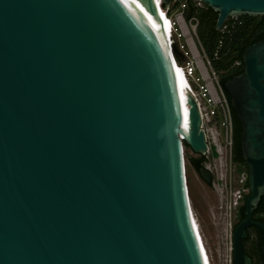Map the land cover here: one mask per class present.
<instances>
[{
    "label": "water",
    "instance_id": "obj_1",
    "mask_svg": "<svg viewBox=\"0 0 264 264\" xmlns=\"http://www.w3.org/2000/svg\"><path fill=\"white\" fill-rule=\"evenodd\" d=\"M201 1L216 31L264 18V0ZM128 2L0 0V264H206L183 150L204 158L201 117L154 1ZM242 64L223 88L250 190L233 260L252 264L242 241L251 225L264 234L251 222L264 199V40Z\"/></svg>",
    "mask_w": 264,
    "mask_h": 264
},
{
    "label": "built area",
    "instance_id": "obj_2",
    "mask_svg": "<svg viewBox=\"0 0 264 264\" xmlns=\"http://www.w3.org/2000/svg\"><path fill=\"white\" fill-rule=\"evenodd\" d=\"M163 11L164 33L162 40L174 68L183 79V88L195 100L201 117V130L204 133L207 150L204 158L184 146L188 154L186 159H203V167L213 176L211 189L217 196L216 227L218 234L208 247L204 238L199 241L200 249L208 264H234L233 231L235 219L249 195L248 172L242 164L234 161V121L233 111L222 81L236 70L243 67L242 61L236 60L229 67L216 70L215 61L221 59L223 44L232 39L233 33L241 26L240 16L227 17L217 31L219 38L212 57H209L197 35L198 20L195 16L185 18L188 6L204 8L201 0H174L168 9L163 8L162 0H153ZM163 22V23H162ZM175 46L183 57L179 60L172 51ZM181 101V98H180ZM183 138H181V141ZM195 223V221H194ZM197 233V229H196ZM197 236L198 233H197Z\"/></svg>",
    "mask_w": 264,
    "mask_h": 264
},
{
    "label": "trees",
    "instance_id": "obj_3",
    "mask_svg": "<svg viewBox=\"0 0 264 264\" xmlns=\"http://www.w3.org/2000/svg\"><path fill=\"white\" fill-rule=\"evenodd\" d=\"M185 18L188 19L195 16L198 20L197 35L199 41L204 48V51L209 57H212L217 47V41L219 38L218 32L215 30L217 14L213 12L209 7L204 5L202 9H195L193 6H188L185 10ZM241 26L233 33L232 39L223 44L220 54L221 59L215 61L213 66L216 70H222L229 67L234 61H242V55L244 51L252 44L264 40V18L262 17H240ZM243 68V67H242ZM242 68L236 70L234 73L223 79V83L226 79L232 78L242 72ZM229 99V98H228ZM234 121V161L244 165V161L240 151V124L236 118V114L233 111ZM189 164L193 169L198 172L203 167V159H188ZM261 210V207L259 208ZM244 207L240 209L242 213Z\"/></svg>",
    "mask_w": 264,
    "mask_h": 264
},
{
    "label": "rangeland",
    "instance_id": "obj_4",
    "mask_svg": "<svg viewBox=\"0 0 264 264\" xmlns=\"http://www.w3.org/2000/svg\"><path fill=\"white\" fill-rule=\"evenodd\" d=\"M187 155L185 151L186 180L192 213L201 237L204 238L208 247H211L219 230L215 224L217 196L199 179L186 159Z\"/></svg>",
    "mask_w": 264,
    "mask_h": 264
},
{
    "label": "flooded vegetation",
    "instance_id": "obj_5",
    "mask_svg": "<svg viewBox=\"0 0 264 264\" xmlns=\"http://www.w3.org/2000/svg\"><path fill=\"white\" fill-rule=\"evenodd\" d=\"M241 167L243 168V170L245 171L247 170L245 164L244 165L242 164ZM197 176L204 183V181L200 178L198 173H197ZM210 177H211V183L209 186L207 185L208 187H211V184L213 181V176L211 174H210ZM248 196L245 197V200ZM245 200H244V204H245ZM244 204L242 207H244ZM260 207H261V210L259 209ZM244 212H245V209L243 210L242 213L239 210L238 215L235 219L234 228L240 221L245 219ZM251 222L259 223V224H262L264 222V199L263 198L260 199L256 209L251 213ZM245 232H246V238L242 241L245 254L250 258L252 264H264L263 257L260 253V247L263 245L264 234L254 225H251L248 228H246Z\"/></svg>",
    "mask_w": 264,
    "mask_h": 264
},
{
    "label": "bare ground",
    "instance_id": "obj_6",
    "mask_svg": "<svg viewBox=\"0 0 264 264\" xmlns=\"http://www.w3.org/2000/svg\"><path fill=\"white\" fill-rule=\"evenodd\" d=\"M125 2H126V4L132 9V10H134L133 8H132V6L130 5V3L128 2V0H124ZM157 8V11H158V14H159V16H160V19H161V21H163V11H160L159 9H158V7H156ZM163 23V22H162ZM159 26H160V30H163V33H164V26H163V28H162V26H161V24L159 23ZM164 35H165V33H164ZM170 61H171V64H172V68H173V71H174V76H177L178 78H179V82H180V86H182L183 87V79L181 78V75H180V73L174 68V64H173V61H172V59H170ZM177 88H178V85H177ZM181 101H182V98H181ZM193 218H194V216H193ZM194 221H195V218H194ZM195 227H196V229H197V233H198V239H199V241H201V243H202V238H201V235H200V232H199V229H198V225H197V222L195 221ZM202 253H203V249H202ZM203 257H204V260H205V262H206V264H208V262L206 261V257L203 255Z\"/></svg>",
    "mask_w": 264,
    "mask_h": 264
}]
</instances>
